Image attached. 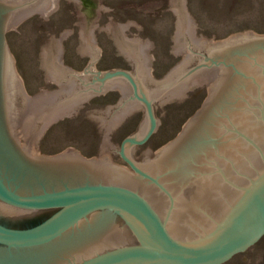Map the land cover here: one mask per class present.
I'll return each mask as SVG.
<instances>
[{"label": "water", "instance_id": "obj_1", "mask_svg": "<svg viewBox=\"0 0 264 264\" xmlns=\"http://www.w3.org/2000/svg\"><path fill=\"white\" fill-rule=\"evenodd\" d=\"M60 2L88 5L86 0H0V218L58 209L26 229L0 223L7 256L0 264H35L52 249L55 258L47 264L68 257L71 264L83 258L79 264H222L259 242L264 237V35L251 29L211 39L199 29L188 0H172V13H178L172 56L195 54L165 79L152 74L151 56L159 47L151 37H128L139 23L80 22L81 55L95 50L90 70L63 66L62 41L46 40L47 83L55 79L64 86L45 87L28 98L6 33L19 25L17 19L36 15L49 21L51 13L62 11ZM108 96L105 105L91 108V102ZM204 99L177 145L171 143L146 165L130 158L132 146L146 142L160 119L179 132ZM129 110L137 114L136 123L120 132ZM220 123L229 128L228 136ZM128 133L137 135L123 141ZM74 149L100 157L85 158ZM120 154L136 174L112 163V156L121 163ZM117 220L136 240H121L91 256L103 249L108 235L124 228ZM84 221L88 224L76 232L82 234L70 240L67 234Z\"/></svg>", "mask_w": 264, "mask_h": 264}, {"label": "rangeland", "instance_id": "obj_2", "mask_svg": "<svg viewBox=\"0 0 264 264\" xmlns=\"http://www.w3.org/2000/svg\"><path fill=\"white\" fill-rule=\"evenodd\" d=\"M87 4L60 2L62 11L51 13L49 21L36 15L20 20L6 33L11 57H17L28 98L45 87L57 90L55 79L47 83L43 46L46 40L62 41L63 66L87 71L95 53L81 55L84 25L100 26L114 21V26L139 23L128 30V37L150 38L158 45L151 56L152 74L167 78L187 55L195 50L173 55L178 13H172V0H86ZM199 29L210 38L225 40L232 34L254 29L264 35V0H188ZM66 36V37H65ZM222 264H264V237L255 245Z\"/></svg>", "mask_w": 264, "mask_h": 264}, {"label": "flooded vegetation", "instance_id": "obj_3", "mask_svg": "<svg viewBox=\"0 0 264 264\" xmlns=\"http://www.w3.org/2000/svg\"><path fill=\"white\" fill-rule=\"evenodd\" d=\"M212 90L213 89L211 88L210 91H209L208 96L211 94V91ZM112 92H119V91L118 90H113ZM208 96H207V98H208ZM108 98H109V96L106 97V98H104V99H100L98 101L96 100L94 102H91V108L97 107L98 105H101V106L105 105V102H107ZM206 99H204V101H202L197 106V109L194 112V114H192L190 116V118H188L187 122H184V124L182 125V128L180 129L179 132L174 133V131H173L174 130V125H170V124L164 123V121L162 122V120L160 119L158 121L157 129L150 136V138L146 142H144L143 144H134L132 146V152H133V156L134 157L133 156H131V157L128 156V157H130L134 161H135V159L142 160L144 162V164L146 165L147 163H150L151 160H154V159L158 158L160 156L159 153H161L162 149L166 148L171 143L177 141L174 144V145H177L179 143V140L178 139H180L182 137L181 134L184 133V131L186 130L188 124L191 122V120L193 119V117L195 116V114L198 113L203 108V106H204V104L206 102ZM123 101H124V98L121 100L120 103L122 104ZM165 104H168V103H165ZM154 109H156V105L155 104H154ZM157 112H158L157 110L154 111V113H155L156 116L158 114ZM146 114H147V112H146ZM146 117H147V115H146ZM136 118H137V114L135 113L134 110L133 111L131 110L129 112V114H127L126 116H123L122 121H121V125L117 129L120 132L121 131L124 132L127 128L129 129L134 123H136ZM163 118H166V116H163ZM226 127L227 126L225 124L223 125V124L220 123V125H219V128L221 130H223V133L224 134H227L226 133V129H229V128H226ZM172 131H173V133H171ZM170 134L172 136H169ZM135 135H137V134H134L133 135L131 133H128V134L125 135L123 141L125 139L129 138V137H134ZM227 136H228V134H227ZM123 141H122V143H123ZM22 146H25V145H22ZM71 149H73V148H71ZM39 151L42 153L43 152V149H39ZM75 151H77V150H75ZM77 152H79V154L81 156L85 157V158H99L100 157V154H92V155L90 154V155H87V154L83 153L82 151H77ZM41 153H36V151L34 150V154L35 155H37V154L38 155H42L43 153L42 154ZM59 153H62V152L61 151L55 152V153L49 152L47 155H55V154H59ZM44 155H46V153H44ZM112 157H111V161H112V163L114 165H118V166L124 167L126 169L129 168V169H131L136 174V172L134 171V169L125 161L123 155L120 154V157L122 158V159H120L121 163L118 162V161H116L115 158H114V156H112ZM113 160H115L118 163L113 162ZM119 178H121V177H119ZM122 178H121V180L123 182L128 183V184L131 183L129 180H126L125 177H122ZM170 203L171 202L169 200L168 206H170ZM57 211H58V209H52V210H40V211H33V212L14 213L12 215H10V214L7 215L6 214L2 218H0V223L3 224V225H6V226L12 227V228H16V229H26V228H30V227H33V226H36V225L40 224L41 222L45 221L46 219H48L49 217H51L52 215H54ZM174 215H175V213L173 212V214L171 216L172 217V220L174 218ZM89 219H90L89 221L92 220V218H89ZM87 220H85V221H87ZM85 221L83 223L79 224L78 226H76L75 228H73L72 230H70L69 234H67V235L70 236V240H71V237H73V236L76 237L77 235H81L82 234V233L76 234V232L78 230H80L82 232V230H81L82 226L84 224H88V223H85ZM117 221L121 225H124V223H121L119 220H117ZM92 229H95V228H90V230H92ZM119 229L120 230L117 231L115 234L108 235L107 243L106 244L103 243L104 245L101 246L103 249H101L100 251L96 252L95 254H92L91 256H94L96 254H99L102 251H107L109 249H112V248H115V247L120 246V244H117V242H119L121 240H128L129 238H131V239L134 238L136 240L135 236L126 227V225H124V228H119ZM73 233H75V234L72 235ZM67 235H65V236H67ZM63 238H61V240ZM61 240H59V241H61ZM137 243H138L137 241H134L133 243H130V244L125 243V244L126 245H132V244H137ZM85 245L86 244H82L81 246H85ZM5 249H6L5 247L0 246V263L2 261H4V259L7 260V256L5 255L6 254ZM50 252H51L50 254L44 255V257H42V259H40V260H36L35 259L36 260L35 264H47V262H49L52 259H54L55 257H53V254H56V249H52ZM20 255H21V253H20ZM20 255H18L17 257H19ZM84 259L85 258L80 259V260H74L72 264H79ZM70 260H71V257H68V258H65L64 260H62L61 261L62 263L61 262H58L57 264H71L70 263Z\"/></svg>", "mask_w": 264, "mask_h": 264}, {"label": "bare ground", "instance_id": "obj_4", "mask_svg": "<svg viewBox=\"0 0 264 264\" xmlns=\"http://www.w3.org/2000/svg\"><path fill=\"white\" fill-rule=\"evenodd\" d=\"M20 20H21V19H17L18 22H19ZM65 37H66V36H65ZM184 53H185V52H184ZM180 66H181V65H180ZM180 66H179V67H180ZM89 70H90V69H89ZM89 70H87V71H89ZM62 86H64V85H62Z\"/></svg>", "mask_w": 264, "mask_h": 264}]
</instances>
